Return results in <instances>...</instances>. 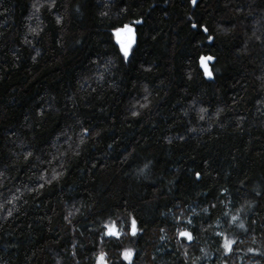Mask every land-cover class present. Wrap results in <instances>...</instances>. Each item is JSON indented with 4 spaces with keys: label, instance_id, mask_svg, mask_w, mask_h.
Masks as SVG:
<instances>
[{
    "label": "trees",
    "instance_id": "trees-1",
    "mask_svg": "<svg viewBox=\"0 0 264 264\" xmlns=\"http://www.w3.org/2000/svg\"><path fill=\"white\" fill-rule=\"evenodd\" d=\"M100 253L264 264V0H0V264Z\"/></svg>",
    "mask_w": 264,
    "mask_h": 264
},
{
    "label": "snow or ice",
    "instance_id": "snow-or-ice-1",
    "mask_svg": "<svg viewBox=\"0 0 264 264\" xmlns=\"http://www.w3.org/2000/svg\"><path fill=\"white\" fill-rule=\"evenodd\" d=\"M191 2L193 4H195L196 0H191ZM136 23H140V22L136 21ZM192 26L195 28L197 25L194 24ZM205 31H207V29H205ZM122 32L126 34V39H119L120 34ZM116 35L118 37L117 43L120 46V51L123 54V56L127 59L129 56V50L132 48V44H133V29L129 25L125 24L122 29H116ZM208 39L211 40L212 37L209 36ZM212 59H213V57H211V56H201L200 57V64H201V67L204 69V75L206 77H209V78L212 76V73L209 71L208 66L205 62L210 61ZM133 115H135V113H133ZM196 175L199 178L200 173H197ZM236 219H237V217H235V216L232 217V220H236ZM189 223H190V221H189ZM239 226L242 228L243 224L241 223ZM105 228L107 229V231L104 232V235H106V236H117L118 235V233L113 228L109 227L108 225H105ZM130 234L132 236H135L137 234V220L136 219H132L130 222ZM217 235H220V233H218ZM178 236L184 237L190 241L193 239L191 233L186 231V230L180 231L178 233ZM233 243H234V241L229 240V239H225V242L222 245L225 255H227L228 253H230L232 251V244ZM249 251H252V249H249ZM122 257L124 260L129 261L132 258V252L130 250H126L122 253ZM97 264H106L103 253H100L97 256Z\"/></svg>",
    "mask_w": 264,
    "mask_h": 264
},
{
    "label": "rangeland",
    "instance_id": "rangeland-1",
    "mask_svg": "<svg viewBox=\"0 0 264 264\" xmlns=\"http://www.w3.org/2000/svg\"><path fill=\"white\" fill-rule=\"evenodd\" d=\"M132 29H133V42H134V38H135V34H134V28H133V26H130ZM123 27H121V28H119V29H122ZM122 37H125V39H126V34L125 33H121L120 34V37H119V39H121ZM114 39H115V41H116V43H117V39H118V37H117V35H116V30L114 31ZM118 44V43H117ZM118 46H119V44H118ZM119 48H120V46H119ZM130 51V50H129ZM108 226L109 225H113V224H111V223H108L107 224Z\"/></svg>",
    "mask_w": 264,
    "mask_h": 264
},
{
    "label": "water",
    "instance_id": "water-1",
    "mask_svg": "<svg viewBox=\"0 0 264 264\" xmlns=\"http://www.w3.org/2000/svg\"><path fill=\"white\" fill-rule=\"evenodd\" d=\"M121 39H125V37H122ZM205 63H207V61ZM109 227L113 228L118 233V230H117L115 225H109ZM106 231H107V229H106Z\"/></svg>",
    "mask_w": 264,
    "mask_h": 264
}]
</instances>
